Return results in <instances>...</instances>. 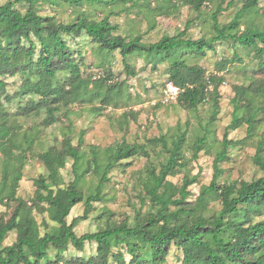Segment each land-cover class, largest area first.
<instances>
[{"label": "trees", "instance_id": "trees-1", "mask_svg": "<svg viewBox=\"0 0 264 264\" xmlns=\"http://www.w3.org/2000/svg\"><path fill=\"white\" fill-rule=\"evenodd\" d=\"M46 1L8 0L0 4V204L16 203L7 220L0 217V264H110L111 261L115 264H162L171 245L181 253L180 264H264V220L252 219L254 212L264 208V140L259 141L253 157L254 163L262 171L260 177L219 184L220 162L227 158L228 150L234 143L224 136L220 150L214 156L209 183L201 186L198 195L191 201L188 187L196 182L197 175L184 176L180 185L167 179L184 166L186 130L181 125H177L170 139L160 136L148 139L147 144H129L125 141L116 144L110 162H107L102 173L98 171V151L94 148L82 174L92 172L98 181L86 193L76 186L82 179L75 170L81 153L85 152L72 145L69 139H64L62 147L50 146L38 154L48 175L34 180L36 190L32 202L40 206V210L45 209L50 220L56 224L41 235L31 215L32 208L16 195L27 149L30 150L35 138L20 130L16 115L2 102V99L9 102L27 96V103L18 109V115H40L44 112V124L50 125L57 120L56 113L62 107L77 99L95 95L111 79V75L103 74L95 80L82 75L81 64L67 38L83 34L102 50H117L124 62L135 54L168 60V81L183 88L175 101L195 109L210 95L213 119L218 110L221 77L207 76L202 67L191 64L186 58L195 53L204 56L207 51H214L217 42L227 40L244 48H254L258 56H262L264 29L254 25L240 28L241 16L256 9L260 0H229L226 8L237 4L240 7L226 23L218 21L219 13L225 9L218 6L212 13L213 35L210 38L193 39L185 36L184 30L175 35H164L152 43L143 42L139 35L122 36L108 18L96 20L82 12L71 22H57L52 16L37 10L36 4ZM64 1L77 7L85 2H102ZM116 1L120 0L105 3ZM181 1L200 12L210 0ZM15 2L23 3L25 9L16 8ZM125 65L128 68L127 62ZM259 65L264 71V60ZM15 76L21 78V83L10 94L6 92L7 82L1 78ZM90 83L96 90H88ZM114 89V85L107 87L102 99L108 98V91ZM246 94L245 87L234 88L232 119L228 129L234 130L240 126L242 119L239 110L246 104ZM246 124L248 135L253 128L252 120L247 119ZM205 138L202 135L193 142L194 159L202 150ZM155 146H161L167 155L159 165L148 163L145 166L141 189L142 203L147 202L148 205L146 214H138L132 222L107 224L94 232L78 235L74 227L87 218L94 209L93 203L103 199L102 185L112 164L135 155L149 157L147 147ZM68 158L73 160V179L60 187V169L65 167ZM11 162H15L12 170L8 167ZM212 201L219 203L218 210L210 208ZM80 202L84 205L83 215L68 223L71 208ZM11 231L16 233L15 240L10 245H4L3 241ZM85 242L96 244L94 255L88 258H63L62 253L69 246L81 251ZM51 249L56 251L53 256Z\"/></svg>", "mask_w": 264, "mask_h": 264}, {"label": "rangeland", "instance_id": "rangeland-1", "mask_svg": "<svg viewBox=\"0 0 264 264\" xmlns=\"http://www.w3.org/2000/svg\"><path fill=\"white\" fill-rule=\"evenodd\" d=\"M7 1L0 0V4ZM105 1L110 0L93 4L85 2L77 7L64 0H48L37 3L36 8L41 14L50 15L57 22H71L79 12L96 20L108 18L118 27L120 35H139L143 42L152 43L164 35H175L184 30L185 36L193 39L210 38L213 35L212 13L217 7L225 8L218 15L220 23L230 21L240 7L237 4L226 8L229 0H210L197 12L181 0H120L111 4ZM15 7L25 9V5L19 2H15ZM246 25L264 29V0L259 1L256 9L253 8L241 16L240 28L243 29ZM67 41L81 64L82 75L91 80L102 77L103 74L111 75V79L107 80L95 95L77 99L62 107L56 113L57 120L50 125L44 124V112L40 115H18V109L27 103V96L9 102L2 99L5 108L16 115L20 130L35 138L30 150L27 149L23 175L16 195L32 208L31 215L36 220L41 235L56 224L50 220L45 209L40 210V206L32 202L36 190L34 180L39 176L48 175V170L39 160L38 154L50 146L62 147L64 139H69L72 145L86 153H81L75 168L82 179L76 186L82 188L84 193L98 181L92 172L84 176L82 174L87 168V158L94 148L98 151V171L102 173L107 162H110L113 146L116 144L122 141L129 144H147L148 139L160 136L170 139L176 132L177 125L186 130V140L183 144L184 166L167 179L180 185L184 176L197 175L196 182L188 187L191 201H194L201 186L209 183L213 174L214 156L220 150V142L224 136L234 143L228 150L227 158L220 162L219 184L250 181L262 175L253 157L259 141L264 140V71L259 65L260 61L264 60V54L258 56L254 48H244L227 40L217 42L214 51H207L204 56L196 53L187 56L186 59L191 64L202 67L207 76L221 77L218 85V110L212 119L210 95L195 109L182 106L175 100L168 103L162 101V85L169 80L168 60L135 54L125 60L127 68L117 50H102L86 35L68 37ZM1 79L7 82L6 92L10 94L14 93L21 83L18 76ZM112 85L116 89L109 90L108 98L102 99L107 87ZM236 86L245 87L247 94L246 104L239 110L241 124L233 130L228 129V125L232 119L231 100ZM88 90L96 88L90 83ZM247 119H251L253 123L248 135ZM202 135L206 138L202 150L194 159L191 147L195 139ZM262 149L264 150V143ZM147 150L149 157L135 155L112 164L107 180L102 185L103 199L93 203L94 209L89 212L87 218L80 220L74 227L78 235L94 232L107 224L132 222L138 214H146L148 205L147 202L142 203L144 198L141 189L145 166L148 163L159 165L167 155L161 146L147 147ZM72 162L73 160L68 158L65 167L60 169V187L66 186L73 179ZM8 167L10 170L14 169L15 162L9 163ZM15 204H0V217L3 220L10 217ZM209 206L212 210H218L220 207L217 201L210 202ZM83 211V202L73 206L67 216V222L83 215ZM252 219L264 220V208L254 212ZM15 237V231L9 232L3 244L10 245ZM55 252L50 250L52 256ZM95 253L96 244L85 242L81 251L69 246L62 256L88 258ZM180 263L181 253L171 245L162 264ZM110 264L115 263L111 261Z\"/></svg>", "mask_w": 264, "mask_h": 264}, {"label": "built area", "instance_id": "built-area-1", "mask_svg": "<svg viewBox=\"0 0 264 264\" xmlns=\"http://www.w3.org/2000/svg\"><path fill=\"white\" fill-rule=\"evenodd\" d=\"M182 91L183 88L180 86L174 84L172 81H166L162 88V101L168 103L176 100Z\"/></svg>", "mask_w": 264, "mask_h": 264}]
</instances>
